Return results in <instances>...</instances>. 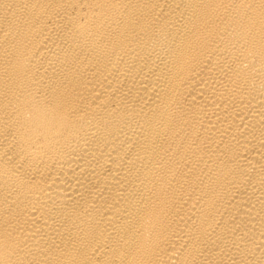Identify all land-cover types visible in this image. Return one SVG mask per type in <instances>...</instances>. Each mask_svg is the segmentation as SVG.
I'll return each instance as SVG.
<instances>
[{
    "label": "bare ground",
    "instance_id": "1",
    "mask_svg": "<svg viewBox=\"0 0 264 264\" xmlns=\"http://www.w3.org/2000/svg\"><path fill=\"white\" fill-rule=\"evenodd\" d=\"M0 264H264V0H0Z\"/></svg>",
    "mask_w": 264,
    "mask_h": 264
}]
</instances>
